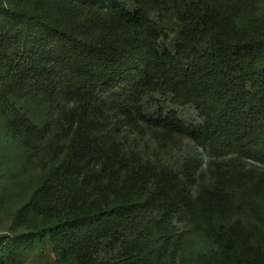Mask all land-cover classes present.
I'll list each match as a JSON object with an SVG mask.
<instances>
[{"label": "trees", "instance_id": "obj_1", "mask_svg": "<svg viewBox=\"0 0 264 264\" xmlns=\"http://www.w3.org/2000/svg\"><path fill=\"white\" fill-rule=\"evenodd\" d=\"M136 120L206 149L209 180L117 152L105 128ZM0 135L28 169L0 264L43 242L58 264H264L218 186L264 163V0H0Z\"/></svg>", "mask_w": 264, "mask_h": 264}, {"label": "rangeland", "instance_id": "obj_2", "mask_svg": "<svg viewBox=\"0 0 264 264\" xmlns=\"http://www.w3.org/2000/svg\"><path fill=\"white\" fill-rule=\"evenodd\" d=\"M181 113L186 122L196 119L190 109L183 110ZM105 129L106 133L115 140L117 152L136 154L144 160L151 161L153 165L168 167L182 175H189L191 181L197 180L196 183L189 184L192 190L200 181L199 179L209 180L208 164L211 157L206 149L185 136L161 134L155 136L146 124L137 120L121 124L114 123ZM234 158L235 154H229L221 158V161L225 163ZM23 159L20 152H4L0 149V186L4 189V193H1L3 189H0V236H7L10 239L21 236L28 226L17 218L16 214L22 205V198L11 181L14 170L27 172V165L25 166ZM224 169L227 173L236 174L238 180L229 185L219 177L218 186L222 191L235 195L234 204L241 214H244L243 218L248 224L264 231V163L241 157L235 164L228 165ZM251 171L262 176L261 183L257 186L250 185ZM7 255L6 264H58L53 246L48 242L39 245L37 243L21 244L15 260H10V253Z\"/></svg>", "mask_w": 264, "mask_h": 264}]
</instances>
